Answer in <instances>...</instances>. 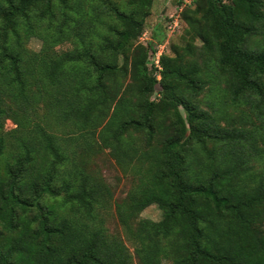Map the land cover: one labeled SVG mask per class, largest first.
<instances>
[{
	"label": "trees",
	"instance_id": "trees-1",
	"mask_svg": "<svg viewBox=\"0 0 264 264\" xmlns=\"http://www.w3.org/2000/svg\"><path fill=\"white\" fill-rule=\"evenodd\" d=\"M186 1L188 43L163 56L159 81L156 48L137 44L153 0H0V264H132L103 217L112 192L80 160L94 139L142 174L117 205L141 264H264V0ZM198 39L216 72L185 61ZM209 84L240 125L198 106ZM7 118L24 129L15 144ZM152 204L162 219L134 227Z\"/></svg>",
	"mask_w": 264,
	"mask_h": 264
},
{
	"label": "rangeland",
	"instance_id": "rangeland-1",
	"mask_svg": "<svg viewBox=\"0 0 264 264\" xmlns=\"http://www.w3.org/2000/svg\"><path fill=\"white\" fill-rule=\"evenodd\" d=\"M178 1L179 0H153L151 13L146 18L143 34H141L137 40V44H142L148 46L149 48V43L152 42L153 47L156 48V51H153L152 49L150 50V56H152L150 59V64L153 67V72L157 76L159 81L162 79L163 56L174 55L173 45H177L178 47H180V52H183L182 47L188 43L189 36L186 32L187 23L182 18V7L181 9L177 7ZM185 4L193 6L192 0H187ZM184 6L185 5H183V8ZM176 18L179 20L178 26L174 23ZM42 43L43 42L41 38L33 36L28 40L26 46L32 51H39L42 47ZM195 44L197 47L195 49L196 55H194V57H189V55H186L185 61L192 62V60H194L195 64H198L200 67H202L204 71L211 70L212 72H216L217 68L216 70L212 68V66L216 67V62H207L206 58L208 57L201 53L202 41L198 39ZM57 48L59 51H66L72 48V45L69 43H64ZM159 50H162L163 53L160 58L161 68H157L156 66H154L153 58V56H156V52ZM216 74L218 75V73ZM219 74V77L213 78V82L215 86L219 88V90H222L226 85L224 78L222 77H225L226 74L222 73L221 71H219ZM128 81H130V79ZM210 85L211 84H209L202 92V94H200L196 98V103L198 104V106H200V108L204 111H208L209 114H212L222 125H240L242 121L240 112L241 109L232 105L229 100H227L226 104H220L217 100L218 97L212 96ZM159 95V93L154 92V94L151 95L150 99L158 100ZM133 99H135V97ZM28 110L29 109H27L26 111V115H28ZM37 111L39 115L38 117H42L43 109L39 107L37 108ZM182 112L184 113L183 107ZM30 113L31 110L29 114ZM48 121V124L50 126L49 129L51 130L53 129V126L51 125L52 119ZM3 131L9 137L12 143H14L13 141L16 140L15 136L24 133V129H22L19 124L14 122L11 118H7L5 120ZM53 132L60 134L59 127L54 128ZM93 142L94 144H96L94 149L91 151L88 149H83L84 152L80 154V160H85L88 173H90V175L93 177L102 179L112 192V199L110 200V202L108 200L107 202H104V205L107 204V206L102 211L103 217L106 221V227L108 228L110 233L119 235V237H121V239L128 246L130 253L133 256L132 264H141L139 257L135 253L134 238L129 232L126 231V228L122 224L118 214L117 205H121L127 201L130 191L137 185L142 174H140V169L136 163H133L132 166H129L125 169V167L120 165L117 159L112 154H110V151L108 149L101 150L98 144L95 143V139L93 140ZM80 149H78V152H80ZM77 158L79 159V157ZM141 164L142 170H147V168L151 166L150 162H142ZM256 169L264 171V160L256 162ZM49 200V202L53 201L51 199ZM259 211L260 215L257 219V224L264 234V204L260 206ZM161 219L162 210L158 207V205L152 204L146 207L138 215V217L133 220V226L136 227L139 221L140 223L143 220L154 222ZM163 264L175 263L172 260L164 259Z\"/></svg>",
	"mask_w": 264,
	"mask_h": 264
},
{
	"label": "built area",
	"instance_id": "built-area-1",
	"mask_svg": "<svg viewBox=\"0 0 264 264\" xmlns=\"http://www.w3.org/2000/svg\"><path fill=\"white\" fill-rule=\"evenodd\" d=\"M178 8L181 9V7H178ZM176 19H175L174 23H175V25L178 26L179 20L178 19L176 20ZM162 54H163L162 50H159V51L156 52V56L155 55L153 56V58H154V66H156L157 68H161V66H160V58H161Z\"/></svg>",
	"mask_w": 264,
	"mask_h": 264
}]
</instances>
